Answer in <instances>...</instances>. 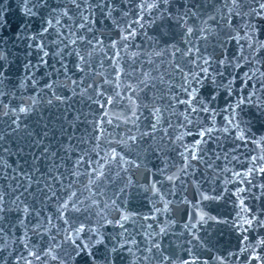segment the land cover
<instances>
[{
	"label": "snow or ice",
	"instance_id": "6c2138e0",
	"mask_svg": "<svg viewBox=\"0 0 264 264\" xmlns=\"http://www.w3.org/2000/svg\"><path fill=\"white\" fill-rule=\"evenodd\" d=\"M6 4L7 0H0V97L10 95L15 98V92L5 91L12 63L4 54L7 51L5 34L10 31L15 33L16 40L32 41L27 45L30 50L28 57L32 55L33 48L37 53L38 63L31 59L24 61L25 80L35 89L39 85L36 73L42 72V76L51 82L46 80L40 91L28 98L30 103L13 106L10 101L0 99V120L7 118V127L0 126V264H9V257L15 264L21 261L24 264H50L52 261L56 264H80L81 260L86 264H115L122 257H135L136 251L149 255L136 257L129 264H136L139 259L156 260L157 264H210L209 260H201L195 255L193 249L205 247L199 231L211 224H223L234 230L241 243L237 252L229 253L228 257H214L211 264H236L230 261L232 256L241 257L244 264H264V237L253 243L247 235L250 231L264 228V205L257 211L246 203L249 198L264 200V182L256 179L264 178V139L257 143L261 154L248 157L251 166L241 161L239 155H233L250 142L248 129L251 121L245 122L239 115L243 106L250 104L256 107L264 117V102L258 99V94H264V0H135L134 11L125 7L132 5L133 0H18L20 20L15 25ZM144 13L153 17L158 15L180 30L181 44L171 43L169 47L153 53L157 58L168 54L171 61L170 66L174 69L171 79L175 82H169L167 88L161 87L165 83L163 75L156 77L144 70L142 52L129 53L130 48L142 47L134 41L138 35H146L143 32ZM130 15L134 19L129 20ZM62 20L68 24L67 32L57 27L62 25ZM102 20L112 21L119 33L118 39L105 44L96 35L93 25H99ZM34 21L40 24V31L29 35L28 30ZM155 22V18L149 21ZM54 28L56 32L52 36ZM45 36L50 37L55 48H60L61 44L64 47L60 51L50 49L43 40ZM209 43L212 51L208 50ZM77 46H88V50L82 52ZM97 51L102 56L96 63L104 68L107 61L110 71L97 70L93 63ZM65 56L74 58L71 68L65 63ZM50 57L56 58L54 63L49 62ZM177 57L183 62H179ZM69 72L82 75L73 79ZM54 76H63L67 83L61 85L58 79H51ZM205 82L210 83L214 94L202 98L201 89ZM68 85L71 86L70 95L58 94L55 90ZM220 90H223L226 106L218 110L211 105L220 97ZM47 92L54 97L47 100L48 105H66L57 117L59 127L44 123L37 131H27L21 140L17 134L22 127L27 128L23 120L40 111L38 104L42 102V94ZM149 93L153 94L149 96ZM234 93L237 94L236 101L228 104L227 100ZM76 97L87 104V112L83 108L74 109ZM71 109H74V115L68 120L65 114ZM145 111L148 117L144 116ZM221 113L227 115L218 125L216 117ZM146 118L149 124L144 127L148 130L140 131L139 136L132 134L140 130L141 122ZM121 124L130 126L126 139L119 134L117 137L111 134ZM242 124L246 127L242 128ZM81 127L83 131H80ZM157 132L162 133L159 137L161 144L153 152L161 147L170 148L178 161L169 164L165 160L158 170L164 180L153 179L144 191H151L154 204L163 203V209L156 208L155 211L167 214L172 201L166 199L158 186L166 182L167 194L173 195L174 189L185 190L192 179L197 196L195 202L186 198L176 202L189 206L187 222L183 225L190 236L186 243L192 245L183 249L189 258L164 253L161 243L155 239L168 234V227L161 226L158 232L147 233L150 240L144 248H140L135 236L128 233L124 241L118 240L98 260L95 249L104 244L103 238H97L102 235L100 229L84 222L77 223L80 216L76 214L89 218L90 210L99 205L94 199L95 193L82 199L83 192L76 187L77 183L83 184L86 191L91 192L95 187L99 192L100 182L107 175L105 161L109 168L113 164L142 167L143 162L139 158L128 159L127 153L122 154L116 147L102 152V146L115 143L131 149L145 137L155 140ZM14 136L16 138L11 139ZM229 140L232 147L225 149L224 141ZM211 143H215V149L209 147ZM9 160H12L11 164ZM221 160L225 162L224 167L214 165V161ZM233 161L240 163L242 170L227 167ZM201 165L212 173L209 177L212 183L220 179L221 173L225 177L231 173V176L223 179L224 187L219 191L216 188L205 190L202 183L194 180ZM82 176L88 178L86 184L81 180ZM232 184L235 188L228 187ZM131 186L132 181H128L124 187ZM124 187L120 188L121 193ZM225 194L235 196L238 202V211L233 219L204 211L205 202L219 203ZM124 203L126 201L118 203L112 199L110 204L105 202L103 205L118 213L114 221L107 216H102V219L107 225L120 228L119 236L128 232L127 225L135 224L138 216V213L122 210ZM53 204L55 208L49 215L47 212ZM142 219L157 220L158 217L144 216ZM147 227L153 229L152 224ZM53 229L55 234H52ZM57 235H63L60 244L36 246L37 240L55 241ZM12 236L15 237L12 244L24 249L16 256L8 250ZM58 248H63V251L58 252Z\"/></svg>",
	"mask_w": 264,
	"mask_h": 264
},
{
	"label": "water",
	"instance_id": "95a60500",
	"mask_svg": "<svg viewBox=\"0 0 264 264\" xmlns=\"http://www.w3.org/2000/svg\"><path fill=\"white\" fill-rule=\"evenodd\" d=\"M6 8L10 10V18L13 22V25L19 22L20 16L17 11L18 7V0H7V4L5 5ZM119 7V5H117ZM125 7L131 8L133 11L135 10V0H133L132 5H126ZM176 8H173L175 11ZM122 14V13H121ZM115 15V14H114ZM144 23L145 28L143 32L146 35H138L136 40L134 41L138 45H142L141 48H130L129 53L132 51L142 52L143 55L141 57V63L144 65L145 71H150L153 73L154 76L159 77L163 75L165 77V83L161 85L163 88L168 87V83L172 82L171 74L174 73V69L170 66L171 61L168 59V54H165L163 58H157L153 53L154 50L157 49H164L169 47L171 43L181 44V37L179 35V29L175 27L174 24H169L165 20L161 19L158 15L153 17L148 13H144ZM153 18H155V23H149ZM134 19V16H129V20ZM68 23H72L69 21ZM192 21H189L191 24ZM197 24L200 21L196 22ZM212 24V21H209ZM236 23V21H233ZM62 31H68V24L64 23L62 20V25L57 26ZM214 27V25H213ZM93 30L96 31V35H98L101 39L104 40L105 44H108L111 40H116L119 38V33L113 26L112 21H101L99 25H93ZM40 31V24L37 22H33L30 29L28 30L29 35H36ZM165 31H167V35H165ZM56 29L52 30V36H55ZM89 36L92 33H87ZM151 37L152 39H149ZM211 42V37L209 38ZM5 40L7 51L4 53L9 57V60L12 61L9 70L10 79L7 82V87L5 91L15 92V98L10 95H5L0 97L5 102L10 101L13 106L21 105L24 103H30L28 98L30 96H34L36 92H39L46 80L51 82L50 79L46 76H42V72H37L36 77L39 80V85L36 86L34 89L30 86V83L25 80V73L23 71V64L25 59H31L33 63H38V57L35 48L31 49L32 55L30 57L27 56V53L30 51L27 47L29 43H32L31 40L27 39H15L14 32H8L5 34ZM44 42L49 44V48L55 51H60L64 47L63 44L60 45V48H55V46L51 45L50 37L45 36L43 38ZM39 42V40L37 41ZM66 43L68 41H65ZM204 42L201 41V44ZM183 46V45H181ZM71 47V45H70ZM80 48L82 52H86L88 50V46H77ZM209 51H212L211 44L209 43ZM121 55H125L121 53ZM102 56V53L97 51V54L93 60V63L96 65L97 70L105 71L110 69L107 68V61L104 62V68H101L99 63H96ZM56 58L50 57L49 62L54 63ZM73 57H64L65 63L68 64L69 68L72 67V60ZM152 60L155 61L153 64L147 63V61ZM179 62H183L179 57H177ZM59 67V64L56 65ZM42 71H44L42 69ZM139 71V70H138ZM243 71V69H241ZM82 74L80 73H71L69 72V76L73 79L80 77ZM51 79H58L61 85H65L67 82L64 80L63 76L59 77H52ZM98 80L100 78H97ZM176 80H179V76H176ZM23 84V87H21ZM70 85L67 87L61 86L56 88V92L62 95H70ZM153 92H156L154 89ZM220 97H218L215 104L211 105L212 107L219 109H223L226 106V98L224 97L223 90H220ZM153 93H149L151 96ZM158 94V93H157ZM214 94V89L210 85V83L205 82V87L201 89V96L203 97H210ZM49 98L54 99L51 96L50 92L46 94H42V102L38 104L40 109L39 112H34L31 116L27 117L23 120V123L27 125V128L22 127L21 131L17 134L21 140L24 139L25 133L27 131H37L44 123H50L51 125H55L59 127L57 123V117L61 115L66 105H60L57 107L55 104L48 105L47 100ZM40 99V98H38ZM237 99V94H233V96L227 100L228 104H233ZM258 99L264 102V94H258ZM183 107V106H181ZM83 108L85 112L88 111L87 104L83 101H80L79 97L75 98L74 109ZM74 109L69 110L68 113L65 115L67 116L68 120L72 119L74 115ZM227 114L221 113V115L216 117L217 124L220 125L223 123L224 118ZM240 117L245 121H251V127L248 129L250 135L249 140L250 142L239 149L238 152L233 153V155H239L241 161H244L247 166H251L250 162L248 161V157L255 156L261 154L260 148L257 147V143L264 139V117L260 116V111L253 107L250 104H246L243 106V111L239 112ZM144 116L148 117L147 111L144 112ZM43 117V120L40 118ZM7 118L4 120H0V126L7 127ZM175 122V118H174ZM149 124V119L146 118L142 120L141 127L139 131H134L132 134L139 136L140 131L148 130L144 126ZM128 127L124 126L123 124L120 125L119 128H116L112 131V136L117 137L119 136L124 137L126 139V133L128 132ZM246 127V125L242 124V128ZM80 131H83V127H81ZM79 135V132L77 133ZM162 133L157 132L156 139H150L145 137L143 140L138 141L137 144L132 145L131 149L123 148L120 145L113 143L112 145L104 144L102 146L101 151L110 150L111 147H116L118 151L123 153H127L128 159L137 160L139 158L140 161L143 162L144 167L135 168L130 167L129 165H123L122 167H118L113 164L110 168L107 166V162L105 161V172L107 175L103 178L100 182L99 192L94 187L92 188L91 192L84 190L83 184L77 183V188L83 192V198H87L95 193L94 199L96 200L97 205L99 207H93L90 212L88 213L89 218H85V216L79 215L80 218L77 223L84 222L86 225L94 228H99L101 236L97 238H103L104 244L97 246L95 251L97 252V259H102L103 253L110 249L113 244H117L119 241H124L127 238L128 233H131L135 236V239L140 245V248H144L146 246V242L150 240L147 238V233L150 231L155 230L156 232L159 231V227L166 226L168 227V234L166 236H156L155 239L158 240L161 245L164 253L166 255L175 254L180 256L181 258H189L188 253H186L183 249L192 247V245H188L186 241L190 239L187 230L183 227V225L187 222V216L189 212V206L184 204H178L177 201L186 198L189 201L195 202L197 196L195 194V190L192 187V179L189 180L188 184L186 185L185 190H181L179 187L174 189L173 195H168V185L165 182L163 185H159L158 187L162 188L166 199L172 201L170 213H157L155 211L156 208L163 209L164 205L162 202L153 203L155 199L152 196L151 191L145 192L144 188L148 186L153 179L164 180V177L159 174V169L163 166L164 161L167 160L169 164L178 161V157L176 153L172 151L170 148H163L161 147L159 150L153 152V149L156 148L157 145L161 144L159 137ZM107 135V134H106ZM16 137H12L11 139H15ZM253 138L254 141L253 142ZM187 139L191 140L192 137H188ZM131 143V142H129ZM210 148L215 149V143H211L209 145ZM232 147L231 141H224V148L230 149ZM15 157H12L14 160ZM12 160H9V163H12ZM215 164H219L221 167L225 166L224 161H214ZM227 167L235 168L238 170H242V165L240 163H236L233 161L231 164H228ZM128 169L124 171V169ZM83 169H81L82 171ZM219 171V170H217ZM155 174V175H154ZM212 175L211 172L206 170V168L201 165L196 172V176L194 178L195 181L200 182L203 184V188L205 190H209L210 188H216L219 191L222 187H224L222 181L225 178L231 176V173L228 174V177H225L223 173L220 174V179L217 180L215 183L209 181V177ZM257 180H261L264 182V178L256 177ZM81 180L84 181V184L87 183L88 178L85 176L81 177ZM128 181H132L131 187H124ZM0 186H2V182H0ZM121 187H124V192L121 193L119 190ZM229 188H235V185H228ZM253 192L257 191L256 189H252ZM130 194V195H129ZM214 194V193H213ZM112 199H116L118 203L125 202L124 208L122 210H127L129 212L138 213L136 217L137 222L135 224L130 223L127 225L128 232L125 233L124 236H119V233L122 231L118 227H112L107 225L105 221H103L102 216H107L110 220H115L118 216V213L112 211L111 208H105L103 205L105 202L111 203ZM235 202V203H234ZM246 203L257 211L260 210V206L264 205V200L257 201L254 199L249 198L246 200ZM235 196H231L229 194H225V198L221 200L219 203L213 202H205L206 207H204V211L210 213L211 215L220 216L226 219H233L235 217L238 208L236 207ZM83 207V205H82ZM55 205H51V208L48 210L47 214L51 215L52 211L54 210ZM96 213H101V215H97ZM144 216H157V220L148 219L144 220L142 217ZM56 223V222H54ZM101 224L104 226L101 227ZM152 224L153 229H149L147 225ZM57 226L59 224L57 223ZM23 229H21L22 231ZM52 234H55V229H53ZM200 237L203 238L205 242V247H196L193 249L195 255L199 256L201 260H209L210 264L214 257H228L229 253L237 252L238 249L241 247L239 234L236 233L234 230L227 228L225 225H215L211 224L207 229H202L199 231ZM249 240L253 243L255 240L264 237V228H260L256 232H248L247 233ZM147 238V239H146ZM15 237L12 236L9 238V251L12 252L13 256L18 255L20 252H23L24 249L22 246L13 245L12 240ZM63 241V235H57L56 240H37L36 246L39 247H46L49 244H60ZM195 243V242H193ZM64 247H67L66 245ZM18 249V251H17ZM58 252H62L63 248H58ZM135 251V249H134ZM7 255V252L4 253ZM149 253L140 251H136L135 257H127V253H125V257H122L119 260L115 261V264H129L130 260H134L136 257L147 256ZM230 261H235L236 264H244L243 259L238 256L230 257ZM9 264H15V261L9 257ZM20 264H24L23 261ZM35 264H39V262H35ZM50 264H56L55 261L50 262ZM80 264H86L84 260L80 261ZM136 264H157L156 260H136ZM256 264V262H253Z\"/></svg>",
	"mask_w": 264,
	"mask_h": 264
}]
</instances>
